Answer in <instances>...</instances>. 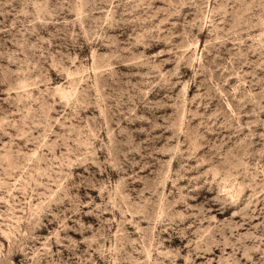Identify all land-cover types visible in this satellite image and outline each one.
Listing matches in <instances>:
<instances>
[{
  "label": "rangeland",
  "instance_id": "obj_1",
  "mask_svg": "<svg viewBox=\"0 0 264 264\" xmlns=\"http://www.w3.org/2000/svg\"><path fill=\"white\" fill-rule=\"evenodd\" d=\"M0 264H264V0H0Z\"/></svg>",
  "mask_w": 264,
  "mask_h": 264
}]
</instances>
